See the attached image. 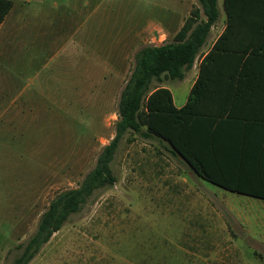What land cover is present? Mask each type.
<instances>
[{
    "label": "rangeland",
    "instance_id": "374dc122",
    "mask_svg": "<svg viewBox=\"0 0 264 264\" xmlns=\"http://www.w3.org/2000/svg\"><path fill=\"white\" fill-rule=\"evenodd\" d=\"M89 1L94 12L82 27L87 35L78 31L77 55L66 63L77 65L75 101L61 100L53 108L46 103L50 110L40 119L39 133L28 139L33 144L21 143V128L8 133V146L0 144V264L11 263L21 251L15 246L33 233L49 200L75 187L113 137L118 95L133 55L153 44L148 26L168 16L176 21L196 5ZM216 4L221 14V0ZM191 76L189 69L180 80L153 81L150 88L164 84L178 104ZM109 166L112 185L70 215L27 264H264V244L255 245L264 200L196 177L158 140L131 132L119 139Z\"/></svg>",
    "mask_w": 264,
    "mask_h": 264
},
{
    "label": "trees",
    "instance_id": "16d2710c",
    "mask_svg": "<svg viewBox=\"0 0 264 264\" xmlns=\"http://www.w3.org/2000/svg\"><path fill=\"white\" fill-rule=\"evenodd\" d=\"M221 3L225 16L223 29L201 58L198 74L180 107L174 106L166 87L152 89L150 85L153 81L160 83L163 79L184 77L218 17L216 0H196L170 41L147 44L135 51L129 76L119 91L113 137L101 147L94 165L75 187L62 190L49 200L33 233L24 244L15 246L21 251L10 264H27L70 215L77 213L97 190L112 185L115 177L109 164L119 139L126 132L142 139L155 138L195 176L211 184L264 200V184L245 185L233 175L228 176L221 167L214 138L219 124L214 122L207 134L198 127L197 119L203 116L200 102L206 93L217 94L219 104L224 105L215 115L219 118H231L233 115L227 106L245 95L264 99V84L254 85L247 80L252 75L264 80V0H222ZM10 7V0H0V23ZM252 66L262 68H246ZM213 77L217 79L216 86L211 84ZM263 152L257 151L253 158L257 165L261 160L264 162ZM241 154L245 156L242 149L237 155L238 166L245 161Z\"/></svg>",
    "mask_w": 264,
    "mask_h": 264
},
{
    "label": "crops",
    "instance_id": "0c3cea01",
    "mask_svg": "<svg viewBox=\"0 0 264 264\" xmlns=\"http://www.w3.org/2000/svg\"><path fill=\"white\" fill-rule=\"evenodd\" d=\"M92 6L93 3L89 0L12 2L0 23V144L8 146V133H17L20 128L24 136L21 143L33 144L34 141L28 140L29 136L39 133L40 123L42 124L40 119L44 116V112L53 108L61 100L75 101L77 65L76 62L73 66L66 63L71 60V56L77 55L78 31L81 33L83 31L87 35V29L82 27L83 25L86 27V23L93 17ZM186 16L184 14L176 21L171 16L164 21L153 20L148 26V37L151 43L161 45L170 41ZM77 17L80 18V25L77 24ZM224 18L222 9V13L219 12L216 21L211 25L190 67L191 84L198 74L201 58L222 31ZM62 55L66 57L61 60ZM84 71L86 73V68ZM216 80L213 77L211 82L213 86H216ZM247 80L254 85L264 84L263 78L255 77V75ZM158 86L166 87L164 84ZM171 97L175 107H180L186 100L185 97L176 104L172 93ZM219 101L217 94L206 93L202 96L200 109L203 110V116L197 119L200 132L207 134L212 130L211 125L214 122L218 123V127L217 125L215 127L217 134L214 136L215 151L222 161L221 167L225 168V173L228 176L233 175L236 181L245 185L255 187L264 184V162L261 160L257 165L253 160L257 151H264V119L262 118L264 99L248 94L229 103L227 109L229 108L230 115H233L231 118L215 116L218 110L224 107L219 104ZM46 103L50 104V108L46 107ZM7 146L6 149H8ZM25 148H35V146L29 145ZM241 149L245 151V156L241 154L245 157V161L238 166L237 155ZM258 223H260L261 232L257 237L255 236V245L257 242L264 244L263 216Z\"/></svg>",
    "mask_w": 264,
    "mask_h": 264
}]
</instances>
